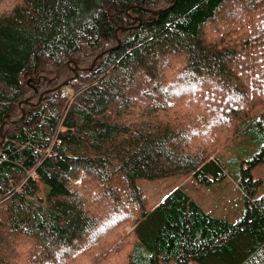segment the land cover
Returning <instances> with one entry per match:
<instances>
[{"label": "trees", "instance_id": "1", "mask_svg": "<svg viewBox=\"0 0 264 264\" xmlns=\"http://www.w3.org/2000/svg\"><path fill=\"white\" fill-rule=\"evenodd\" d=\"M263 106L264 0H0V264H264ZM255 127L239 220L147 208L135 179L218 180Z\"/></svg>", "mask_w": 264, "mask_h": 264}, {"label": "rangeland", "instance_id": "2", "mask_svg": "<svg viewBox=\"0 0 264 264\" xmlns=\"http://www.w3.org/2000/svg\"><path fill=\"white\" fill-rule=\"evenodd\" d=\"M216 26L217 24L213 27ZM211 28L203 29V36L209 35L208 31ZM207 88L210 92L218 91L217 93L231 97L228 88L219 87L216 84L209 85ZM253 114L263 115L264 119V106L256 107ZM258 119L262 121L261 117ZM261 139V132L255 127L245 129L240 135L226 143L215 156L225 175L220 177V173L215 175L208 173L210 178L219 177L218 180H212L210 183H200L191 175H174L155 179L137 178L135 183L141 189L149 210L154 209L155 205L171 191L179 188L184 190L208 214L232 223L236 222L243 214V193L237 187L234 178L238 175L240 162L251 158L259 151L262 144ZM250 172L253 179L262 180L263 184L258 194L263 193L264 161L251 168ZM189 264L202 263L190 261Z\"/></svg>", "mask_w": 264, "mask_h": 264}, {"label": "built area", "instance_id": "3", "mask_svg": "<svg viewBox=\"0 0 264 264\" xmlns=\"http://www.w3.org/2000/svg\"><path fill=\"white\" fill-rule=\"evenodd\" d=\"M65 89H66V88H65ZM65 89L61 92V96H62V97L66 96V90H65ZM2 157L5 158L6 155H2Z\"/></svg>", "mask_w": 264, "mask_h": 264}, {"label": "water", "instance_id": "4", "mask_svg": "<svg viewBox=\"0 0 264 264\" xmlns=\"http://www.w3.org/2000/svg\"><path fill=\"white\" fill-rule=\"evenodd\" d=\"M77 69H78V68H77V67H75V68L73 69V71L75 72ZM19 120H20V119H19ZM19 120H18V121H19Z\"/></svg>", "mask_w": 264, "mask_h": 264}, {"label": "bare ground", "instance_id": "5", "mask_svg": "<svg viewBox=\"0 0 264 264\" xmlns=\"http://www.w3.org/2000/svg\"><path fill=\"white\" fill-rule=\"evenodd\" d=\"M70 82V81H69Z\"/></svg>", "mask_w": 264, "mask_h": 264}]
</instances>
